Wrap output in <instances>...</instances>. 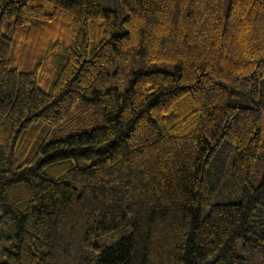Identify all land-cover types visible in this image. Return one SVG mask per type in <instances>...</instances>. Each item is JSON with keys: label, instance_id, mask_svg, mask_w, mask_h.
Segmentation results:
<instances>
[{"label": "trees", "instance_id": "trees-1", "mask_svg": "<svg viewBox=\"0 0 264 264\" xmlns=\"http://www.w3.org/2000/svg\"><path fill=\"white\" fill-rule=\"evenodd\" d=\"M259 206L264 0H0V264H264Z\"/></svg>", "mask_w": 264, "mask_h": 264}, {"label": "rangeland", "instance_id": "rangeland-1", "mask_svg": "<svg viewBox=\"0 0 264 264\" xmlns=\"http://www.w3.org/2000/svg\"><path fill=\"white\" fill-rule=\"evenodd\" d=\"M158 68H166L167 65L165 64H159L156 65ZM259 181V177L256 176L254 178L253 183L257 184ZM238 197H229L227 200H236ZM253 224L258 228V230H262L264 232V208L259 206L258 210L255 212V215L253 216ZM124 232L122 230H117L115 232L109 233L107 235H99L93 238L95 242L101 243V244H111L116 239H118L121 235H123ZM236 249L238 253H241V240L236 241Z\"/></svg>", "mask_w": 264, "mask_h": 264}]
</instances>
